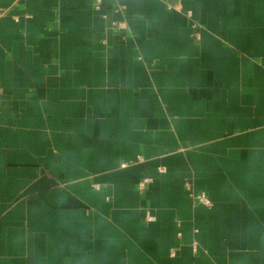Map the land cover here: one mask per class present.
<instances>
[{"label": "crops", "instance_id": "0c3cea01", "mask_svg": "<svg viewBox=\"0 0 264 264\" xmlns=\"http://www.w3.org/2000/svg\"><path fill=\"white\" fill-rule=\"evenodd\" d=\"M96 2L0 0V264H264V0Z\"/></svg>", "mask_w": 264, "mask_h": 264}, {"label": "built area", "instance_id": "2783aa9c", "mask_svg": "<svg viewBox=\"0 0 264 264\" xmlns=\"http://www.w3.org/2000/svg\"><path fill=\"white\" fill-rule=\"evenodd\" d=\"M100 7H101V0H97L96 2V5H95V8L97 10H100ZM165 171L164 168H159V172L160 173H163ZM152 182V179L151 178H145L143 179L140 183H139V186H138V189L140 191H145L146 188H147V185H149L150 183ZM187 189L189 191L192 190V188L190 186H187ZM195 198V201L200 204V205H203L207 208H211L212 207V202L211 200L208 198L207 194L205 192H200V193H197L195 194L194 196ZM156 221V218L152 215H147V222H154ZM173 254V253H172Z\"/></svg>", "mask_w": 264, "mask_h": 264}]
</instances>
